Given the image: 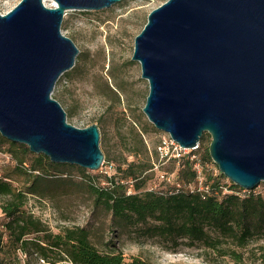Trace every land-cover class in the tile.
Returning a JSON list of instances; mask_svg holds the SVG:
<instances>
[{
	"label": "water",
	"instance_id": "water-1",
	"mask_svg": "<svg viewBox=\"0 0 264 264\" xmlns=\"http://www.w3.org/2000/svg\"><path fill=\"white\" fill-rule=\"evenodd\" d=\"M121 0H19L0 12V134L52 162L98 169L96 123L78 127L52 96L79 52L61 30L68 9ZM148 82L142 111L183 148L208 133L220 173L243 189L264 181V0H165L134 36Z\"/></svg>",
	"mask_w": 264,
	"mask_h": 264
},
{
	"label": "rangeland",
	"instance_id": "rangeland-1",
	"mask_svg": "<svg viewBox=\"0 0 264 264\" xmlns=\"http://www.w3.org/2000/svg\"><path fill=\"white\" fill-rule=\"evenodd\" d=\"M18 1L0 0V12H6ZM163 1L121 0L101 9H68L63 16L61 30L74 41L79 52L74 66L57 80L52 96L59 100L71 124L78 127L91 123L98 125L99 146L106 156L102 167L95 170L84 168L82 173L76 164L55 162L57 165L39 173L30 170L23 173L16 170L17 162L4 142L0 146V175L5 176L14 188L22 190L35 178L33 189L36 191L27 192L25 208L52 232H58L64 226L87 228L91 242L99 251H108L115 243L126 260L139 256L152 264H243L228 256L208 254L199 243L190 244L186 239L173 241L150 236L142 227L116 225L110 212L94 203L89 190L90 182L104 186L108 184L106 177L113 174L118 177L116 166L119 163L141 158L150 164L147 178L139 189L134 188L133 180H123L129 192L153 188L163 190L175 180L178 163L166 159L160 161L157 147L164 132L156 128L142 111L148 82L141 77L139 62L131 58L134 36L141 30L149 11ZM134 133L141 135L145 144L139 156L130 150L137 149L133 144ZM192 153L200 160L201 166L211 170L213 175L218 173L213 161L203 164L198 151L188 149L184 157ZM31 158V153L25 154L24 166L29 165ZM161 172L171 182L160 178ZM221 182L228 184L226 179ZM254 192L264 196V181L254 188ZM2 200L0 196V203ZM2 219L0 216V222ZM33 236L35 234H31ZM6 240L3 234L0 257H5ZM256 244H264V235L252 239L248 248ZM20 251L12 252L7 261L13 264H51L36 255L20 254ZM56 264L66 263L59 261Z\"/></svg>",
	"mask_w": 264,
	"mask_h": 264
},
{
	"label": "trees",
	"instance_id": "trees-1",
	"mask_svg": "<svg viewBox=\"0 0 264 264\" xmlns=\"http://www.w3.org/2000/svg\"><path fill=\"white\" fill-rule=\"evenodd\" d=\"M133 136L137 149L130 150L139 156L145 144L141 135L134 133ZM209 141V134L203 133L198 148L192 151L200 152L203 164L212 163L208 152ZM4 142L17 162L16 170L41 172L57 165L43 153L32 152L27 145L0 134V146ZM27 153H31L32 158L26 167L24 156ZM169 161L178 164L175 180L170 181L165 189L128 192L123 180H133L134 188L139 189L147 178L150 164L142 158L124 160L116 166L118 177L115 174L106 177L107 185L89 183L94 203L110 212L116 225L142 227L150 236L173 241L186 239L190 244L199 243L206 253L228 256L236 263L264 264V244L248 248L252 239L264 235V196L253 190L240 195V186L227 180L219 171L213 175L203 165L202 183L208 189L198 190L193 161L188 157ZM75 167L83 173V167ZM222 179H226L228 184L222 183ZM34 180L22 190L14 188L5 176L0 175V196L3 198L0 203L3 218L0 222V246L3 234L7 237L5 257H0V264H13L7 258L10 259L11 253L18 249L51 264L59 261L71 264H152L139 256L126 260L115 243L108 251H99L90 240L89 230L83 226H64L58 232H52L39 217L25 208L27 192L36 191L33 189ZM176 182L182 185L176 186ZM189 184L193 185V189L188 187ZM223 187L229 191L224 192ZM31 234L35 236L31 237Z\"/></svg>",
	"mask_w": 264,
	"mask_h": 264
},
{
	"label": "built area",
	"instance_id": "built-area-1",
	"mask_svg": "<svg viewBox=\"0 0 264 264\" xmlns=\"http://www.w3.org/2000/svg\"><path fill=\"white\" fill-rule=\"evenodd\" d=\"M198 145L199 144H197L192 149L183 148L175 140H173L168 133L164 132V134L159 139V143H158V147H157V153H158L159 157L161 158L160 161L161 160H165V159L166 160H169V159H180L182 156L184 157V152L186 150H188V149L191 150V151L196 150L198 148ZM187 157L191 161H193V167L195 168V170L197 172L196 179H197V184H198L197 185L198 186V190L207 191L208 186L207 185H203V183H202V181L204 179V174L202 173V166H201L200 160L197 159L195 157V154H193V153L190 154V155H187ZM103 162H104V160H103ZM102 164L100 165V167H102ZM30 171H35V172L39 173L38 170H30ZM159 177L170 182V180H169L170 178L165 173H162V172L159 173ZM227 180H229V179L227 178ZM175 184H176V186H180V184L178 182H176ZM188 187L190 189H193V185L189 184ZM149 190H154V188L153 189H149ZM251 190H253V192H254V188L250 189V190L242 188L241 193L240 192L239 193H240V195H244V194L249 193ZM223 191L227 192L229 190L226 187H223ZM236 193H238V192H236ZM0 216H1V212H0ZM20 254H24V253H22V251H20ZM40 260L43 261V259H40ZM65 263L66 264H71L69 261H66Z\"/></svg>",
	"mask_w": 264,
	"mask_h": 264
}]
</instances>
